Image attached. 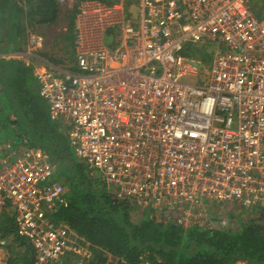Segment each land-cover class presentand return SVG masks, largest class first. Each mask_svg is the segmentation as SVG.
Returning a JSON list of instances; mask_svg holds the SVG:
<instances>
[{
	"label": "built area",
	"instance_id": "2783aa9c",
	"mask_svg": "<svg viewBox=\"0 0 264 264\" xmlns=\"http://www.w3.org/2000/svg\"><path fill=\"white\" fill-rule=\"evenodd\" d=\"M73 36L75 72L41 64L33 34L2 57L32 67L50 119L67 127L75 157L110 196L183 229L210 225L218 204L264 209V9L249 0H82ZM189 45L215 47L209 70ZM55 169L42 146L0 143V216L13 215L34 264H92L88 243L51 220L68 204ZM99 264L127 263L109 254Z\"/></svg>",
	"mask_w": 264,
	"mask_h": 264
},
{
	"label": "trees",
	"instance_id": "16d2710c",
	"mask_svg": "<svg viewBox=\"0 0 264 264\" xmlns=\"http://www.w3.org/2000/svg\"><path fill=\"white\" fill-rule=\"evenodd\" d=\"M101 1L110 3L109 0ZM75 9L65 11L63 18L68 19L66 33L54 37L50 44L45 42V48L50 52L61 46L64 57L42 53L48 61L70 72L76 71L75 65L66 68V63H73L74 57ZM58 10L56 0H0V30H5V39L13 34L21 46L27 28L47 41L49 29L56 25ZM10 16H19L18 22ZM23 18L27 27L21 24ZM70 48L72 54L68 52ZM6 64L5 68L0 67V70L5 69L2 74L0 72V81L16 112L17 120L12 124L21 121L30 146H42L50 153L53 162L57 160L66 165L67 170L76 172L71 174L68 184V189L73 192L66 196L67 206L60 207L51 220L56 225L66 224L70 231L87 242L94 249V260L102 261L109 253L127 264H264V209L259 213V220H239L228 226H223L225 217L212 209L210 225L190 229L171 222L163 224L151 215L145 218L146 212L132 208L125 201H116L106 192L105 185L96 177L92 178L90 171L78 163L66 135L56 127L60 124L50 119L46 101L39 95V90L34 89L36 79L32 67L16 61ZM6 123L9 127L8 117L0 119V126ZM14 224L13 217L11 225L0 230V238L10 236L16 243L17 251H11L6 263L34 264V251L25 239L15 234Z\"/></svg>",
	"mask_w": 264,
	"mask_h": 264
},
{
	"label": "rangeland",
	"instance_id": "374dc122",
	"mask_svg": "<svg viewBox=\"0 0 264 264\" xmlns=\"http://www.w3.org/2000/svg\"><path fill=\"white\" fill-rule=\"evenodd\" d=\"M80 1H82V0H70L66 5H64L62 7H58L59 10H58V14H57L58 18L56 19V23H55L56 25L54 27H52L51 29H49V31H50L49 38L47 39V41H43V47L39 51V54H38V56L41 58V64H44V66H46L47 68L57 67V68L61 69L60 66H57L56 64L52 63L51 61H48L44 56H42L43 52H45V53L47 52L48 55H50V53H51V54H55L56 56H63V57L65 55V52L63 50L61 51V46L55 47L54 50L52 52H50V50H48V48H45V42H46V44H48V43L50 44L51 40L54 37L60 36V35H63L64 33H66V25L68 23V19L63 18L64 15L66 14L65 11L72 12L73 11L72 9L77 8V5ZM104 1H106V0H104ZM109 1H110V3L118 2V0H109ZM249 1H250V5H252V6L256 5V3L258 2L257 0H249ZM128 5H129V2L127 3V6ZM75 11H76V9H75ZM74 14H75V12H74ZM257 16L260 18V12H257ZM10 18H12L13 21L18 22L19 16H10ZM24 20H25V18L22 19L21 24L24 25L25 27H27L26 21H24ZM27 32L33 33L28 28H27ZM12 38H13V34H10L8 36L7 40L10 41ZM22 41H26V36ZM16 42L18 43L17 39L13 38L10 41V44L16 45ZM24 44H25V42H24ZM22 46H24V45H22ZM72 50H73V47H72ZM68 52H69V54L70 53L72 54L71 48L68 50ZM188 52L191 54H198L197 59L202 64L203 68H206L207 70L210 69V66H211V63L213 60V54L215 52V47L213 45H202V46H198V47L189 45L188 46ZM2 66L5 67L4 64H2ZM7 66H8V64H7ZM71 66H72V63L71 64L66 63V68L67 67L70 68ZM206 82L207 81L204 79V81L202 83L206 84ZM1 107L3 110L0 111V119L1 118L5 119L10 114L16 115V112L13 109V106L11 105V101H10L4 87H3V90L0 94V108ZM14 121H16L15 117H13L11 115V119H10V123H9L10 126L7 127L8 123H6L5 126H3V127L0 126V143L1 144L6 140L21 143L22 142L21 135H25L26 138L28 137V133L26 132V128H25L24 124L21 121H17V125L12 124ZM10 127L11 128L16 127V129L13 130ZM78 163H80V162H78ZM54 164H56V169L54 171L52 178L54 180H59L60 182L65 184V186L67 187V190H66L64 196H65V198H67L68 195H70V193L73 192L72 189H70V190L68 189V186H70L68 184H69V181L71 179V174L72 173L75 174L76 172L75 171L71 172L70 169L67 170V168H65L66 165L64 166L63 164L59 163L57 160L54 162ZM90 176H92V178L96 177L95 179H97V180L99 179L95 174L93 175L90 173ZM238 208H240V207L235 205L232 208H228V210L231 209V212L227 211L228 213L227 212L226 213L229 214L230 216H232V218H234V216H237L242 222H248L249 220L252 221L253 219L257 220V218H258V220L260 219V215H259V213L261 212L260 209H256L255 207L251 208V209H244V208L238 209ZM218 209H221V207H219ZM256 211H259V212L256 213ZM128 214H129V212H128ZM150 215H151L150 212H147L144 215V217L146 218V216L149 217ZM132 217H134V216H132ZM119 218H121V217H119ZM12 221H13V215L10 212L2 211L1 216H0V230L2 228L7 227V224L11 225ZM222 223H224L223 226H228V225L233 224L232 219H230V217H226L222 221ZM15 231H16V229H15ZM1 236L2 235L0 233V237ZM4 239H6V245L2 249H0V258L7 259L9 254L11 255V251H17V250H15L16 249V243L12 242L13 238L11 239L10 236L7 238H4ZM70 263L71 264H77V261H75V259H73ZM144 264H147V263L144 262Z\"/></svg>",
	"mask_w": 264,
	"mask_h": 264
},
{
	"label": "crops",
	"instance_id": "0c3cea01",
	"mask_svg": "<svg viewBox=\"0 0 264 264\" xmlns=\"http://www.w3.org/2000/svg\"><path fill=\"white\" fill-rule=\"evenodd\" d=\"M258 2L256 3V5H254V8H256V9H258L259 11H262L263 9H264V3L262 2V0H257ZM1 40V39H0ZM8 41V40H7ZM8 43V42H7ZM0 45H1V42H0ZM7 46H8V44H7ZM16 46L17 47H23V46H21L19 43H17L16 45H10L9 44V48L8 49H10V51H7V52H14V49H16ZM4 53H6V52H3L1 55H0V67H3L2 66V64H4L5 66L7 65L6 64V62H11V61H9V60H6V59H4L3 57H2V55L4 54ZM5 68V67H4ZM5 69H1L0 70V72H1V74L3 73V71H4ZM2 77V76H1ZM1 79V78H0ZM33 85H34V89H38L39 90V87H38V84H37V82H36V84H35V82L33 83ZM37 85V86H36ZM0 110H2V108H0ZM11 115L13 116V117H15V120H17V118H16V116L14 115V114H10L9 116H8V118H9V121H10V119H11ZM59 123V122H58ZM60 125L59 126H57L56 125V127L59 129V131L61 132V133H63L64 135H66V132H67V127L63 124V123H59ZM15 125H17V123L15 124ZM9 126H10V124H9ZM11 128V127H10ZM11 129H13V130H15L16 129V127L15 128H11ZM21 137H22V140L23 139H25L26 141L28 140L25 136H23V135H21ZM66 138H67V135H66ZM67 140H68V138H67ZM69 143V142H68ZM70 146V145H69ZM72 150V149H71ZM46 152L47 153H49L47 150H46ZM72 152H73V150H72ZM50 154V153H49ZM74 154V153H73ZM75 156V155H74ZM77 161H78V159H77ZM80 162V161H79ZM81 163V162H80ZM87 170H89L88 168H86ZM90 171V170H89ZM92 174V173H91ZM94 175V174H93ZM54 181H57V180H54ZM58 182H60V181H58ZM63 186L65 185L64 183H62V182H60ZM64 188L66 189V186H64ZM239 206L240 208H242L240 205H238V204H224V205H220V204H218V205H214L213 207H212V209H213V211H215V212H218L219 213V215H221L222 214V216H224L225 218L226 217H229L230 215L229 214H227L228 212L227 211H230L231 212V209H229L228 210V208H232L233 206ZM219 207H221V209H218ZM240 208H238V209H240ZM256 209H260V210H263V209H261V208H256ZM259 210V211H260ZM240 211V210H239ZM259 211H256V213H258ZM227 212V213H226ZM255 213V212H254ZM232 219V222L234 223V222H238L240 219L237 217V216H234V218H231ZM74 234H75V232L74 231H72ZM90 248V247H89ZM90 250H92L91 248H90ZM103 253H106L105 251H102ZM92 255H94V249L92 250ZM109 256V253H107V254H105L104 255V259L102 260V261H99V262H97L96 260H94V257H92V264H99L100 262L101 263H103V262H106L107 261V257ZM71 256H69V257H67V258H64L65 259V261H64V259H62V262H63V264H71L70 262L73 260V259H75V261H78V259L77 258H70ZM120 259V258H119ZM78 263V262H77Z\"/></svg>",
	"mask_w": 264,
	"mask_h": 264
},
{
	"label": "clouds",
	"instance_id": "9594fccd",
	"mask_svg": "<svg viewBox=\"0 0 264 264\" xmlns=\"http://www.w3.org/2000/svg\"><path fill=\"white\" fill-rule=\"evenodd\" d=\"M59 7V6H58ZM75 17V16H74ZM1 30H4V29H1ZM1 30H0V32H1ZM30 34H33V35H35V36H37V37H39L38 35H36V34H34V33H31V32H27V35H26V41H25V44H24V46L23 47H21V49H14V51H20V50H23L24 48H25V46H26V44H27V40H28V36L30 35ZM4 35H5V30H4ZM74 37V36H73ZM41 38V37H40ZM7 40V39H6ZM74 40V39H73ZM43 41V40H42ZM0 42H1V40H0ZM8 42V41H7ZM2 43V42H1ZM43 47V46H42ZM42 47H41V49H42ZM9 48V42H8V46L6 47V48H4L1 52H0V54H2L3 52H7V49ZM40 49V50H41ZM40 50H38V54H39V51ZM8 51H10V49L8 50ZM17 62V61H16ZM4 87V86H3Z\"/></svg>",
	"mask_w": 264,
	"mask_h": 264
},
{
	"label": "water",
	"instance_id": "95a60500",
	"mask_svg": "<svg viewBox=\"0 0 264 264\" xmlns=\"http://www.w3.org/2000/svg\"><path fill=\"white\" fill-rule=\"evenodd\" d=\"M0 39H1V45H0V52L7 47V40L4 38V30H1L0 32Z\"/></svg>",
	"mask_w": 264,
	"mask_h": 264
}]
</instances>
